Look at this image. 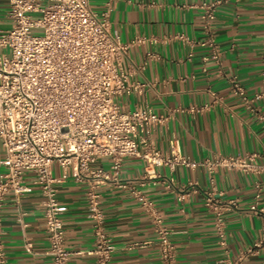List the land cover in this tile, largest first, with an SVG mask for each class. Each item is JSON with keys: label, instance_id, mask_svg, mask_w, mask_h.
<instances>
[{"label": "crops", "instance_id": "1", "mask_svg": "<svg viewBox=\"0 0 264 264\" xmlns=\"http://www.w3.org/2000/svg\"><path fill=\"white\" fill-rule=\"evenodd\" d=\"M212 1L89 0L93 12H109L111 33L124 44L142 39V43L131 45L123 63L133 72L131 81L145 85L143 93L118 99L121 109L128 112L147 107L166 117L165 124L152 127L142 138L164 154L170 153V144L176 140L183 155L200 162L264 150V122L259 119L264 117V100L257 102L258 111L253 114L231 87L236 80L249 98L264 91V0H224L218 8L211 33L222 52L218 64L203 61L210 50L199 43L208 35L202 10L193 8ZM9 12V2L0 0V31L11 27ZM178 34L191 43L177 40ZM144 64L145 69H139ZM2 157L0 152V162ZM258 162L264 165V158ZM110 163L104 158L97 165L110 171ZM145 166L141 157L127 158L118 178L134 184L157 205L170 229L177 264H264V249L257 255H246L264 225V217L250 210L255 203L264 208V173L244 174L224 168L215 172L216 189L223 193L220 199L237 202V208L225 214L226 247H222L215 234L214 215L204 206L212 187L207 170L178 167L171 171L160 167L143 180ZM3 171L0 163V174ZM61 173L58 165L52 167L55 178ZM24 179L33 192L19 204L13 194H8L1 212L7 264H53L48 253L43 197L33 173L25 172ZM169 181L178 189L196 183L197 192L181 203L176 192L166 188ZM88 189L87 183L71 177L57 185L58 199L68 208L62 216L66 248L71 253L68 264H97L95 256L88 254L95 248ZM99 194L104 227L115 247L113 264H162L155 246L125 249L132 242L156 240L152 220L140 203L113 182L103 185ZM20 213L22 224L18 222ZM26 241L33 243V254L24 251Z\"/></svg>", "mask_w": 264, "mask_h": 264}, {"label": "built area", "instance_id": "2", "mask_svg": "<svg viewBox=\"0 0 264 264\" xmlns=\"http://www.w3.org/2000/svg\"><path fill=\"white\" fill-rule=\"evenodd\" d=\"M7 1L11 27L0 31V152L3 153L0 163L4 168L0 174V264H7L1 222L6 196L13 194L19 204L33 192L25 183V172L35 175V184L43 197L48 253L53 264H68L71 256L62 222L68 208L59 201L57 190V185L70 177L89 185L86 199L94 225L95 248L88 254L95 256L97 264H113L115 247L104 227L99 194V189L111 182L128 190L140 203L151 218L156 235L155 241L132 242L125 249L155 246L162 264H177L170 229L157 205L134 184L119 181L123 162L131 157L146 161L143 180L160 167L171 171L178 167L205 168L212 187L205 196L204 206L213 213L215 234L220 245L226 247L225 214L237 208V202L220 199L223 193L216 189L214 174L224 168L260 175L264 173V165L258 161L264 158V150L200 162L183 155L178 141L173 140L170 153H162L147 143L142 134L165 124L167 118L147 107L126 112L117 102L122 97L143 93L145 85L132 82L133 72L123 63L131 45L142 43V39L124 44L111 33L109 12L100 15L93 12L89 0ZM223 2L215 0L193 6L202 10V24L208 35L206 41L199 43L210 50L209 56L203 58L205 63L209 60L220 63L222 52L211 33ZM175 38L191 43L182 34ZM262 62L264 84V54ZM139 69L144 70L145 64ZM231 87L246 109L256 114L257 102L264 100V91L249 98L236 80ZM259 119L264 122L263 116ZM104 158L111 161L110 171L97 165ZM54 165L61 169L59 178L52 175ZM166 188L176 192L181 203L197 192L196 183L178 189L169 181ZM250 210L264 217V208H259L257 203ZM22 216L20 213L18 217L20 224ZM262 249L264 225L260 238L247 249L246 255H257ZM24 251L33 254L31 241L25 242Z\"/></svg>", "mask_w": 264, "mask_h": 264}, {"label": "rangeland", "instance_id": "3", "mask_svg": "<svg viewBox=\"0 0 264 264\" xmlns=\"http://www.w3.org/2000/svg\"><path fill=\"white\" fill-rule=\"evenodd\" d=\"M4 53H5V54H9V52H8V51H4Z\"/></svg>", "mask_w": 264, "mask_h": 264}]
</instances>
